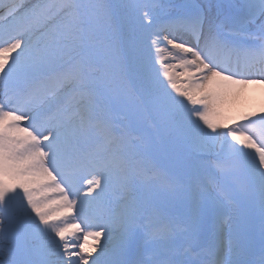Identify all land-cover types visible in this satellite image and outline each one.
Instances as JSON below:
<instances>
[{
  "label": "snow or ice",
  "instance_id": "obj_1",
  "mask_svg": "<svg viewBox=\"0 0 264 264\" xmlns=\"http://www.w3.org/2000/svg\"><path fill=\"white\" fill-rule=\"evenodd\" d=\"M248 84L264 0H0V264H264Z\"/></svg>",
  "mask_w": 264,
  "mask_h": 264
},
{
  "label": "rangeland",
  "instance_id": "obj_2",
  "mask_svg": "<svg viewBox=\"0 0 264 264\" xmlns=\"http://www.w3.org/2000/svg\"><path fill=\"white\" fill-rule=\"evenodd\" d=\"M12 55H15V53ZM157 67H159V65H157ZM179 80L182 82L180 86H184L183 82H186L188 77L180 76ZM229 87L233 89V95L225 105V115L229 125L233 122H242L238 119L242 113L249 111L259 112V110L264 107V84H248L242 86L229 85ZM65 215L70 214L66 213ZM70 231L75 232L76 229H70ZM93 243L94 241L92 238H89L86 242V246L92 245Z\"/></svg>",
  "mask_w": 264,
  "mask_h": 264
},
{
  "label": "trees",
  "instance_id": "obj_3",
  "mask_svg": "<svg viewBox=\"0 0 264 264\" xmlns=\"http://www.w3.org/2000/svg\"><path fill=\"white\" fill-rule=\"evenodd\" d=\"M175 95V93H173Z\"/></svg>",
  "mask_w": 264,
  "mask_h": 264
}]
</instances>
